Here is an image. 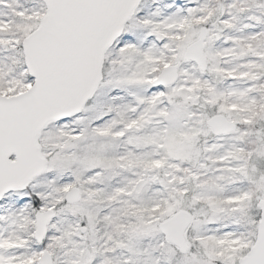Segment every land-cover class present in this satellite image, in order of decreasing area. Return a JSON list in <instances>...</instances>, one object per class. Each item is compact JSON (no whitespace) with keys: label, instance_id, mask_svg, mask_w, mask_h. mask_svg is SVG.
<instances>
[{"label":"snow or ice","instance_id":"obj_1","mask_svg":"<svg viewBox=\"0 0 264 264\" xmlns=\"http://www.w3.org/2000/svg\"><path fill=\"white\" fill-rule=\"evenodd\" d=\"M0 264H264V0H0Z\"/></svg>","mask_w":264,"mask_h":264}]
</instances>
